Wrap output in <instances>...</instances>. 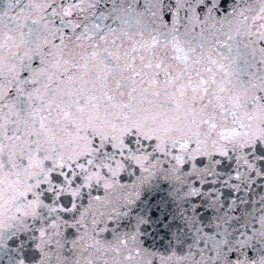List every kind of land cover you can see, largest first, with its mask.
<instances>
[{"label": "snow or ice", "instance_id": "6c2138e0", "mask_svg": "<svg viewBox=\"0 0 264 264\" xmlns=\"http://www.w3.org/2000/svg\"><path fill=\"white\" fill-rule=\"evenodd\" d=\"M0 264H264V0H0Z\"/></svg>", "mask_w": 264, "mask_h": 264}]
</instances>
